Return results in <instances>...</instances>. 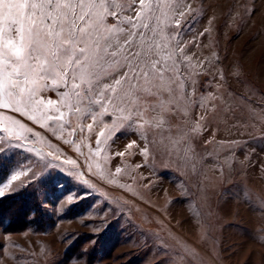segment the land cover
<instances>
[{"label":"rangeland","instance_id":"374dc122","mask_svg":"<svg viewBox=\"0 0 264 264\" xmlns=\"http://www.w3.org/2000/svg\"><path fill=\"white\" fill-rule=\"evenodd\" d=\"M168 2L170 19L180 22L168 29L179 34L171 43L195 81L193 99L220 103L215 95L232 105L212 122L215 140L205 133L209 142H197L198 169L178 168L158 151L139 154L147 141L135 127L121 129L92 163L128 184L126 191L92 175L74 149L61 145L77 165L61 158L53 162L61 168L47 167L31 181L29 172L0 198L31 194L39 209L20 231L0 225V264H160L162 248L173 264H264V0ZM200 112L194 108L192 117ZM72 123L78 128L75 117ZM87 136L85 130L83 142L94 147L95 135ZM132 141L137 145L126 149ZM121 151L123 157H112ZM34 159L21 149L0 153V184Z\"/></svg>","mask_w":264,"mask_h":264},{"label":"snow or ice","instance_id":"6c2138e0","mask_svg":"<svg viewBox=\"0 0 264 264\" xmlns=\"http://www.w3.org/2000/svg\"><path fill=\"white\" fill-rule=\"evenodd\" d=\"M171 11L168 0H0V153L21 149L35 157L31 167L0 184V198L29 172L31 181L47 167L61 168L53 163L61 158L77 165L61 145L74 149L98 179L131 191L111 172L94 170L92 162L111 148L121 129L133 127L148 145L139 154L158 151L178 168L198 169L203 154L197 142H209L205 133L215 140L212 122L232 105L215 95L220 103L207 96L193 99L195 81L184 71L178 43H171L179 34L168 29L173 22L180 26L170 19ZM175 14L182 17L184 11ZM194 108L203 109L195 118ZM85 130L87 140L95 135L94 147L83 142ZM134 145L137 141L126 149ZM121 172L117 166L115 173ZM174 255L184 259L180 251ZM160 256V264H173L167 248Z\"/></svg>","mask_w":264,"mask_h":264},{"label":"trees","instance_id":"16d2710c","mask_svg":"<svg viewBox=\"0 0 264 264\" xmlns=\"http://www.w3.org/2000/svg\"><path fill=\"white\" fill-rule=\"evenodd\" d=\"M38 213V201L31 194L19 193L0 199V225L9 231H20L27 225L30 213Z\"/></svg>","mask_w":264,"mask_h":264}]
</instances>
